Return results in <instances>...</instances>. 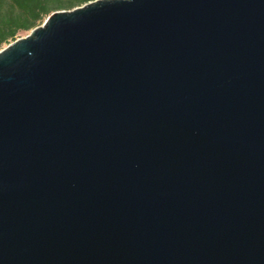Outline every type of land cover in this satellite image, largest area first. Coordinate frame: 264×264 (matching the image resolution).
<instances>
[{
	"label": "water",
	"instance_id": "obj_1",
	"mask_svg": "<svg viewBox=\"0 0 264 264\" xmlns=\"http://www.w3.org/2000/svg\"><path fill=\"white\" fill-rule=\"evenodd\" d=\"M0 264H264V0H95L1 50Z\"/></svg>",
	"mask_w": 264,
	"mask_h": 264
},
{
	"label": "trees",
	"instance_id": "obj_2",
	"mask_svg": "<svg viewBox=\"0 0 264 264\" xmlns=\"http://www.w3.org/2000/svg\"><path fill=\"white\" fill-rule=\"evenodd\" d=\"M95 0H0V50L23 33L41 26L57 11H70Z\"/></svg>",
	"mask_w": 264,
	"mask_h": 264
},
{
	"label": "rangeland",
	"instance_id": "obj_3",
	"mask_svg": "<svg viewBox=\"0 0 264 264\" xmlns=\"http://www.w3.org/2000/svg\"><path fill=\"white\" fill-rule=\"evenodd\" d=\"M30 33H31V32H30ZM30 33H23V34H21V35L19 36L18 39L24 38V37H26L27 35H29ZM18 39H17V40H18ZM5 47H7V46H5ZM5 47H3V49H4ZM3 49H1V50H3ZM1 50H0V51H1Z\"/></svg>",
	"mask_w": 264,
	"mask_h": 264
}]
</instances>
